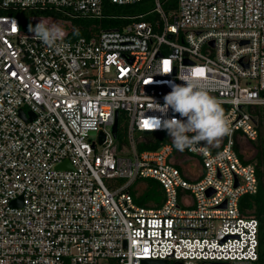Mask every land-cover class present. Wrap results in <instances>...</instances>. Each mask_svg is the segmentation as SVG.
Listing matches in <instances>:
<instances>
[{
  "label": "built area",
  "instance_id": "built-area-1",
  "mask_svg": "<svg viewBox=\"0 0 264 264\" xmlns=\"http://www.w3.org/2000/svg\"><path fill=\"white\" fill-rule=\"evenodd\" d=\"M140 1L0 0V264L258 260L240 200L258 190L264 0H148L74 36L73 21ZM27 11L61 19L30 15L26 32ZM145 131L165 141L139 150ZM146 179L160 199L140 205Z\"/></svg>",
  "mask_w": 264,
  "mask_h": 264
},
{
  "label": "trees",
  "instance_id": "trees-1",
  "mask_svg": "<svg viewBox=\"0 0 264 264\" xmlns=\"http://www.w3.org/2000/svg\"><path fill=\"white\" fill-rule=\"evenodd\" d=\"M164 9L169 12L176 7L177 0H161ZM152 8V3L148 0H142L133 5H118V4H107L104 12V17L99 20H76L73 21L74 25L81 26V28L74 33V36H89L90 31L94 29H109L116 28L120 25L128 22V19L120 18L121 16L127 15L128 13H141L148 11ZM39 14L44 17H50L54 19H61V15L53 11H42V12H23L20 17V23L22 28L28 32L36 30V24L31 21L28 16ZM111 16H114L110 18ZM153 15H148L145 19L152 18ZM96 25V26H91ZM91 27L89 30L88 27ZM254 113V120L257 123L259 129V136L254 142L253 155L250 157V161L254 163L256 167V175L258 180V190L254 195L243 196L240 200V207L245 210L249 216H255L260 220L259 227V257L255 264H264V106H255L252 109ZM120 134L118 131V138L123 143L124 139V126L122 127ZM138 149H154L165 141L163 134H146L140 133L138 135ZM148 184L143 192L138 194L136 202L140 205H146L152 201H155L160 196V187L158 182L153 179H148Z\"/></svg>",
  "mask_w": 264,
  "mask_h": 264
},
{
  "label": "water",
  "instance_id": "water-1",
  "mask_svg": "<svg viewBox=\"0 0 264 264\" xmlns=\"http://www.w3.org/2000/svg\"><path fill=\"white\" fill-rule=\"evenodd\" d=\"M98 30L97 29H94V31L92 32L93 34H97ZM117 130V118H115V122L113 124V128H112V131L115 133ZM146 134L147 132H151V131H145ZM93 134V132H92ZM63 165H60V167H62ZM144 264H166V261L165 260H162V259H157V260H144L143 261Z\"/></svg>",
  "mask_w": 264,
  "mask_h": 264
},
{
  "label": "rangeland",
  "instance_id": "rangeland-1",
  "mask_svg": "<svg viewBox=\"0 0 264 264\" xmlns=\"http://www.w3.org/2000/svg\"><path fill=\"white\" fill-rule=\"evenodd\" d=\"M119 140V139H118ZM148 179H146V180H139V181H136L132 186H131V190L133 191V192H135L136 194H139V193H141V192H143L144 191V189H145V187H146V184H148V181H147ZM160 199V196L156 199L155 198V200L157 201V200H159Z\"/></svg>",
  "mask_w": 264,
  "mask_h": 264
}]
</instances>
